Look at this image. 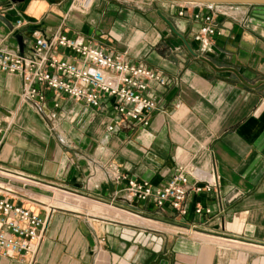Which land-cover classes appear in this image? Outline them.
Returning <instances> with one entry per match:
<instances>
[{
	"label": "crops",
	"instance_id": "0c3cea01",
	"mask_svg": "<svg viewBox=\"0 0 264 264\" xmlns=\"http://www.w3.org/2000/svg\"><path fill=\"white\" fill-rule=\"evenodd\" d=\"M7 1V48L18 50L17 33L25 42L41 32L82 34L173 83L153 85L160 104L148 125H122L113 107L66 94L50 91L41 105L24 100L21 74L0 69V167L30 180L1 172L0 184L9 181L17 194L0 190L48 219L35 256L0 254V264H264V81L251 85L264 80V5L232 13V4L205 6L220 32L197 40L199 22L179 15L182 2L94 0L83 10L69 0ZM18 18L26 23L17 27ZM181 165L195 168L192 181H218L210 192H190L183 215L136 202L114 177L120 170L161 185ZM39 187L85 203L32 195Z\"/></svg>",
	"mask_w": 264,
	"mask_h": 264
},
{
	"label": "built area",
	"instance_id": "2783aa9c",
	"mask_svg": "<svg viewBox=\"0 0 264 264\" xmlns=\"http://www.w3.org/2000/svg\"><path fill=\"white\" fill-rule=\"evenodd\" d=\"M82 3L77 8L88 9ZM211 5L182 2L178 10L179 15H189L199 22L194 36L197 40L208 39L220 32L217 14L205 9ZM11 8L12 2L0 0V14ZM24 23L23 18H18L16 26ZM24 43L23 52L20 45L18 50L7 48L0 30V69L20 73L23 99L40 105L51 91L57 96L66 94L89 106L113 107L122 125L146 126L160 104L153 85L173 83L172 77L162 70L129 60L121 51L92 44L82 34L41 32ZM65 48L73 50L79 57L73 59L64 55L61 50ZM109 129L114 130L115 124H110ZM6 171L0 167V173ZM194 171L191 166H178L161 185L120 170H115L114 177L126 182L125 190L136 202H151L159 208L169 204L177 214L183 215L188 211L190 192H210L218 183L217 179L192 181ZM1 188L12 191L2 184ZM1 190L0 254L33 257L38 252L48 219ZM207 210L210 211L209 208ZM197 211H202V207L198 206Z\"/></svg>",
	"mask_w": 264,
	"mask_h": 264
},
{
	"label": "rangeland",
	"instance_id": "374dc122",
	"mask_svg": "<svg viewBox=\"0 0 264 264\" xmlns=\"http://www.w3.org/2000/svg\"><path fill=\"white\" fill-rule=\"evenodd\" d=\"M68 1V0H67ZM94 1V0H93ZM93 1H92V3L90 4V7L92 6V4H93ZM112 1H116V0H112ZM72 2V6L74 7V8H77V6H80V3L81 2H83V0H69V3H71ZM128 3V1H126V0H124V4H121V5H126ZM240 4H232V6L234 7V8H228V10L226 11V12H228V13H232L233 12V10L235 11L236 10V8H237V6H239ZM90 7H88V8H90ZM157 9H162V11H163V13L169 18V19H171L172 21H175V19L177 18V16L175 15V13H170L169 11H167V7H161L160 5H153L152 7H150L149 8V10H154L155 12L157 11ZM212 11L213 12H215L214 11V9H212ZM216 13V12H215ZM8 174V173H7ZM9 175H11L12 176V179L13 180H15V181H19L18 179H17V177H20V176H17V175H15V174H9ZM14 176H16V177H14ZM30 180H28V181H24V180H20L19 182H23V183H28ZM5 186H6V188H10V189H12V191H10V190H6L8 193H14V194H17L16 192H15V188L13 187V185H11V183H9V181H8V183L7 184H4ZM11 186V187H10ZM37 186V185H36ZM39 186V185H38ZM43 186V185H42ZM1 189H3V188H1ZM55 189H59V188H55ZM55 189L54 188H52V191H50V193L48 192V191H46V189H45V187H39L38 188V190H40V194L38 193V194H32V195H39V197L40 198H42V199H44V198H46L45 196H48L46 199H50L52 202H55V203H57V204H65L66 202H64L65 201V199L67 198V197H72V198H76V197H73V196H71V195H69V194H67L66 192H64V191H61V189H59L60 191H55ZM3 190H5V189H3ZM43 192H46V194H48V195H45V194H43ZM23 197H26L27 199H30V200H33L32 198H30V196H23ZM45 199V200H46ZM82 200V199H81ZM27 202H29L28 200H26ZM36 203H40V201H35V203L34 204H36Z\"/></svg>",
	"mask_w": 264,
	"mask_h": 264
},
{
	"label": "water",
	"instance_id": "95a60500",
	"mask_svg": "<svg viewBox=\"0 0 264 264\" xmlns=\"http://www.w3.org/2000/svg\"><path fill=\"white\" fill-rule=\"evenodd\" d=\"M151 1H173V2H185V3H196V4H262L264 5V0H151ZM16 37L18 39L19 45H20V50L23 52L24 50V37L23 34L17 33ZM186 40V39H185ZM186 43L189 45L188 41L186 40ZM190 47V45H189ZM190 49L196 53L191 47ZM201 57L208 61L212 66L215 68L219 69H225V68H230L236 72H238L235 68L233 67H218L210 58L207 56L201 55ZM246 82V80L244 79ZM264 80H259L255 84H251L253 86H257L259 83L263 82Z\"/></svg>",
	"mask_w": 264,
	"mask_h": 264
},
{
	"label": "bare ground",
	"instance_id": "6f19581e",
	"mask_svg": "<svg viewBox=\"0 0 264 264\" xmlns=\"http://www.w3.org/2000/svg\"><path fill=\"white\" fill-rule=\"evenodd\" d=\"M92 1L93 0H83V5H84V7L85 8H88V6L92 3ZM5 173H8V174H12L13 175V173H9V172H5ZM16 175V174H15ZM17 176H20V175H17ZM14 177H16V176H14ZM21 177H23V176H21ZM21 177H17V179L20 181V180H24V181H28V180H26V179H24V178H21ZM55 191H60L59 189H55ZM64 202H66V204L67 203H69V204H75V203H85L83 200H81V199H79V198H72V197H67L66 199H65V201ZM143 220H145V221H149V219H143ZM154 222V221H153Z\"/></svg>",
	"mask_w": 264,
	"mask_h": 264
}]
</instances>
